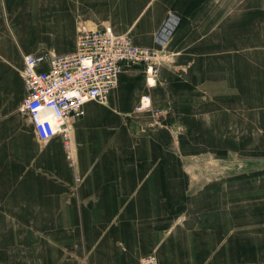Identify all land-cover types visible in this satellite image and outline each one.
Wrapping results in <instances>:
<instances>
[{"label": "crops", "instance_id": "0c3cea01", "mask_svg": "<svg viewBox=\"0 0 264 264\" xmlns=\"http://www.w3.org/2000/svg\"><path fill=\"white\" fill-rule=\"evenodd\" d=\"M59 2L0 0V264H138L150 253L159 264H264V153L259 166L240 159L220 170L219 151H203V122L175 117L196 105L173 91L184 77L170 66L171 38L155 41L168 17L154 18L158 1L119 3L136 17L125 21L133 40L161 54L156 84L124 65L108 102L85 104L72 123L74 167L60 137L39 141L18 111L24 56L74 50L80 22L112 25ZM172 13L175 33L184 14ZM143 96L150 111L137 110Z\"/></svg>", "mask_w": 264, "mask_h": 264}, {"label": "rangeland", "instance_id": "374dc122", "mask_svg": "<svg viewBox=\"0 0 264 264\" xmlns=\"http://www.w3.org/2000/svg\"><path fill=\"white\" fill-rule=\"evenodd\" d=\"M60 1L61 8L76 9L77 19L105 20L115 30L117 26L119 34L134 35L133 31H127L131 23L125 25V21L132 18L134 22L136 17L127 15V9L119 8V3L125 0ZM156 2L154 18L159 23L172 12L184 14L181 26L169 41L168 54L174 55L170 56L169 63L178 78L184 77L174 81L173 91H188L189 104L196 106L176 112L175 117H196L203 122L207 141L203 151H219L220 157L217 163L210 160L206 163H213L220 170H223L222 164L234 165L240 159L249 161L250 167L259 166L260 154L264 153V0ZM57 33L58 30L49 35L55 37ZM50 50L60 53L54 48ZM16 82V90L22 91V77ZM21 129L22 135L30 134L26 126ZM226 154L234 157L227 158ZM208 155L210 158L211 153Z\"/></svg>", "mask_w": 264, "mask_h": 264}, {"label": "built area", "instance_id": "2783aa9c", "mask_svg": "<svg viewBox=\"0 0 264 264\" xmlns=\"http://www.w3.org/2000/svg\"><path fill=\"white\" fill-rule=\"evenodd\" d=\"M179 22L180 17L171 14L157 31L155 41L166 45ZM159 64V50L155 47L137 44L131 35L116 33L110 24L91 26L80 22L74 50L24 56L21 73L25 94L18 111L33 127L41 143L60 137L67 159L74 167L76 148L72 123L85 115V104L108 102L124 65L143 66L147 85H155ZM145 99L149 102L145 103ZM151 108L150 99L143 96L137 110ZM138 264H159V259L156 253H150Z\"/></svg>", "mask_w": 264, "mask_h": 264}, {"label": "bare ground", "instance_id": "6f19581e", "mask_svg": "<svg viewBox=\"0 0 264 264\" xmlns=\"http://www.w3.org/2000/svg\"><path fill=\"white\" fill-rule=\"evenodd\" d=\"M153 81H154V79L151 78V82H152V83H153ZM144 101H145V103H148V102H149L148 99H145Z\"/></svg>", "mask_w": 264, "mask_h": 264}]
</instances>
